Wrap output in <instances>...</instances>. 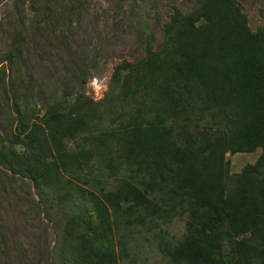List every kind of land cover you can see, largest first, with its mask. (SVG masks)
<instances>
[{"label":"trees","instance_id":"trees-1","mask_svg":"<svg viewBox=\"0 0 264 264\" xmlns=\"http://www.w3.org/2000/svg\"><path fill=\"white\" fill-rule=\"evenodd\" d=\"M243 2L172 5L160 42L148 34L97 101L64 91L39 104L30 79L9 73L13 33L0 59L12 116L0 168L53 222L58 264H120L135 229L178 218L180 239L159 246L170 264H264V22L253 31ZM258 149L232 172L227 155Z\"/></svg>","mask_w":264,"mask_h":264},{"label":"rangeland","instance_id":"rangeland-1","mask_svg":"<svg viewBox=\"0 0 264 264\" xmlns=\"http://www.w3.org/2000/svg\"><path fill=\"white\" fill-rule=\"evenodd\" d=\"M69 1L53 0L45 7L36 0H0V59L10 51L15 33L20 58L9 73L30 79L39 104L64 91L101 99L114 67L143 56L148 34L160 42L171 6L184 12L192 8L191 0H80L76 6ZM243 8L253 31L263 25L264 0H244ZM32 20L40 26L33 27ZM11 120V105L0 94V132ZM260 152L227 155L232 172L254 163ZM35 199L27 183L5 178L0 168V264H58L56 229L34 206ZM151 228L132 232L120 264H170L159 246L180 239L184 219L161 226V232Z\"/></svg>","mask_w":264,"mask_h":264}]
</instances>
